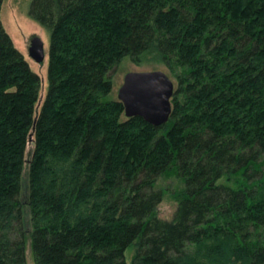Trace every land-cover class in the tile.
Instances as JSON below:
<instances>
[{
	"label": "trees",
	"instance_id": "trees-1",
	"mask_svg": "<svg viewBox=\"0 0 264 264\" xmlns=\"http://www.w3.org/2000/svg\"><path fill=\"white\" fill-rule=\"evenodd\" d=\"M28 17L49 36L38 113L0 20V264H26L27 238L34 264H128L129 247V264H264V0H30ZM126 57L175 82L166 124L111 97Z\"/></svg>",
	"mask_w": 264,
	"mask_h": 264
},
{
	"label": "rangeland",
	"instance_id": "rangeland-1",
	"mask_svg": "<svg viewBox=\"0 0 264 264\" xmlns=\"http://www.w3.org/2000/svg\"><path fill=\"white\" fill-rule=\"evenodd\" d=\"M29 5L30 0H2L0 20L4 30L11 38L14 47L22 54L31 71L34 72L40 79L39 99L36 105V113H38L44 100L47 88L49 36L46 31H44L38 24L33 22L28 17ZM33 36H38L43 42L45 59L41 64L34 62L31 58H29L27 53L29 40ZM157 65L159 64L148 63L143 64V66H136L130 61L129 57L124 58L110 74L112 81L111 97L117 99V91L122 85L124 75L128 72L161 70L167 74V70L163 66ZM173 83L175 85L174 81ZM31 150L32 145L29 143L25 151L26 160H29ZM180 187L181 184L179 180L174 176H171L170 178H161L157 182L155 188L160 189L163 192V197L156 210L158 218L167 221L172 219L176 208V202L172 197V193L179 190ZM24 212L26 220H28V210L25 208ZM132 253V247H129L125 252V259L128 264L131 261ZM25 259L26 264H34L28 238L26 239L25 245Z\"/></svg>",
	"mask_w": 264,
	"mask_h": 264
},
{
	"label": "water",
	"instance_id": "water-1",
	"mask_svg": "<svg viewBox=\"0 0 264 264\" xmlns=\"http://www.w3.org/2000/svg\"><path fill=\"white\" fill-rule=\"evenodd\" d=\"M27 53L37 64L44 61L43 42L38 36L29 40ZM174 89L173 81L161 70L132 71L124 75L117 100L122 103L126 118L139 117L158 127L170 118Z\"/></svg>",
	"mask_w": 264,
	"mask_h": 264
}]
</instances>
